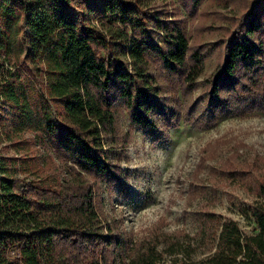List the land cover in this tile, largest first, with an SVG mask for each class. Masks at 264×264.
Wrapping results in <instances>:
<instances>
[{"label": "trees", "instance_id": "16d2710c", "mask_svg": "<svg viewBox=\"0 0 264 264\" xmlns=\"http://www.w3.org/2000/svg\"><path fill=\"white\" fill-rule=\"evenodd\" d=\"M180 1L193 13L203 0ZM219 24L227 29L222 61L205 80L209 110L198 119L196 104L183 111L198 128L225 113L264 112V0ZM203 68L172 0H0V264H264L262 156L251 164L255 231L201 209L196 235L214 250L198 260L170 239L160 250L155 235L128 245L96 208L99 180L119 181L110 156L118 106L153 132L166 105L159 71L179 79L186 97ZM246 167L229 158L211 175L244 177L245 188Z\"/></svg>", "mask_w": 264, "mask_h": 264}, {"label": "rangeland", "instance_id": "374dc122", "mask_svg": "<svg viewBox=\"0 0 264 264\" xmlns=\"http://www.w3.org/2000/svg\"><path fill=\"white\" fill-rule=\"evenodd\" d=\"M226 2L228 13L223 17L218 0H203L193 13L180 0H172V7L186 21L191 47L204 56V68L196 88L186 97L179 79L159 71L166 105L154 118L155 131L132 125L128 111L118 106V143L110 156L119 166V181L111 184L99 180L95 199L103 225L128 245L155 235L160 250L170 239L189 244L193 260L203 258L214 250L211 243L202 242L196 235L197 216L204 208L221 221L235 220L244 233L255 231L252 204L257 199L258 170L251 164L257 156L264 157V112L241 116L225 113L216 123L200 128L185 123L183 117L187 104L197 105V119L209 110L205 80L222 61L221 37L227 29L219 21H230L236 11L249 8L252 0ZM52 109L55 112L53 105ZM229 158L245 163L251 171L245 188L240 181L244 177L221 180L211 175L213 168ZM169 258L164 253L163 261Z\"/></svg>", "mask_w": 264, "mask_h": 264}]
</instances>
